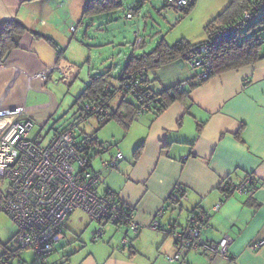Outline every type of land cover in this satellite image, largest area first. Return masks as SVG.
I'll return each mask as SVG.
<instances>
[{
    "label": "crops",
    "instance_id": "crops-1",
    "mask_svg": "<svg viewBox=\"0 0 264 264\" xmlns=\"http://www.w3.org/2000/svg\"><path fill=\"white\" fill-rule=\"evenodd\" d=\"M88 1L0 0V36L4 22L18 20L54 42L26 33L20 38L19 47L0 64V111L25 107L34 122L30 137L41 140L44 146L70 128L64 127L45 143L46 130L60 115V100H77L91 78L107 72L109 83L114 84L135 56L124 51L125 61L120 60L123 65L117 71L108 65L113 56L104 65L89 71L82 69L81 73L89 74L88 80H82L78 93L72 97V87L77 81L73 82L72 77H79V72L67 66L66 55L74 47L75 56L70 54V58H77V54L87 56L85 46L74 44L73 39L75 36L91 39L90 25L94 24L93 19L102 16H83ZM143 43L144 40L141 48ZM134 44L135 39L133 49ZM58 52L63 57V73L55 68ZM198 71L187 61L177 60L149 72V87L152 92L161 93L192 81ZM42 72H46L45 78L39 76ZM124 100L131 98L117 93L110 101L113 110L122 111L124 119L128 117L114 119L116 133L111 140L97 138L99 144L109 149L98 146L97 154L89 150L90 169L101 174L96 190L102 191L98 193L111 194L132 208L142 232L134 239L133 249L125 248L116 238L120 229L106 224L108 246H94L76 264H264V246L257 252L248 248L264 240V59L210 78L191 90L188 98L172 103L159 114L145 113L130 120L132 108ZM95 123H98L95 119H89L83 124L89 128ZM4 126L0 115V131ZM117 152L124 156L118 166L102 169L101 162L110 160ZM251 174L256 179L255 187L232 194L218 212H213L212 207L222 198L221 183L229 180L238 184ZM178 186L183 187L185 197L176 205L169 198ZM201 210L211 214V228L203 237L219 242L229 236L232 242L228 254L210 258L199 252H184L180 262H169L167 257L180 250L169 231L185 228L190 214ZM154 221L159 222V230L151 228ZM0 244L6 247L0 251L1 257L11 250L9 243Z\"/></svg>",
    "mask_w": 264,
    "mask_h": 264
},
{
    "label": "built area",
    "instance_id": "built-area-1",
    "mask_svg": "<svg viewBox=\"0 0 264 264\" xmlns=\"http://www.w3.org/2000/svg\"><path fill=\"white\" fill-rule=\"evenodd\" d=\"M195 0H167V4L179 12L187 9ZM264 14V0H255L250 10L240 18V22L211 32L208 38L222 39L231 32L243 30L253 24ZM128 20L134 15L129 12ZM143 37L135 33L134 48L139 50ZM209 49L207 45L196 47L188 64L193 70H200L198 78L206 79L210 74ZM58 65L55 67L63 73V57L57 54ZM2 65H0V70ZM45 78L46 72L39 74ZM146 76L136 72L123 76L114 84L105 88L109 94L111 88L118 90L128 89L135 94L142 103V111L152 106L154 97L145 88ZM186 83H181L177 90L181 91ZM108 92V93H107ZM157 101L155 102V104ZM80 122H87L86 115L92 114L94 119H104L108 115L103 102L79 106ZM5 126L0 131V211L5 213L17 227L14 242L19 249L34 251L33 264H70L68 260L51 261L57 246L65 238V223L76 211L84 212L98 229L93 233V241H102L106 235L105 225L112 224L118 229L125 228L121 238V245L125 248H134V239L138 238L142 229L135 220L132 208L125 204L100 195L96 188L102 178L99 172L90 169L91 157L79 145L74 127L57 134L46 146L41 140L30 137L34 122L28 117L25 107L11 108L0 111ZM103 150L109 146H103ZM123 153L117 152L110 160L102 161V169H115L123 159ZM254 176H247L241 183L229 185L223 181L220 185L222 198L212 207L218 212L232 194L247 192ZM3 181H6L7 190H2ZM183 189L178 186L176 190ZM211 214L205 211H194L190 214L188 225L179 231H169L173 235L180 250L174 256H168L171 263L180 262L182 253L199 252L210 258L226 256L232 239L225 236L219 242L209 241L203 233L211 228ZM153 230H159L160 224L154 221ZM110 244V243H109ZM264 246V240L251 246L249 250L257 252ZM19 257L18 251H10L4 256L9 262ZM20 264H29L21 260Z\"/></svg>",
    "mask_w": 264,
    "mask_h": 264
},
{
    "label": "rangeland",
    "instance_id": "rangeland-1",
    "mask_svg": "<svg viewBox=\"0 0 264 264\" xmlns=\"http://www.w3.org/2000/svg\"><path fill=\"white\" fill-rule=\"evenodd\" d=\"M231 1L196 0L197 3L189 12L182 13L170 5L168 6L167 0H123V8L118 12L103 14L93 19L94 24L92 23L90 25L92 27L89 29L91 39L87 40V38L81 36H75L76 39H73L74 44L82 43L88 54L85 57L77 54V58H70V54L75 56L74 47H72V51L70 50L68 55H66L67 63L69 64L67 66L74 67V72H79V77L77 75L72 77L73 82L77 79L72 87V97L78 93L82 80H85V82L88 80L86 76L89 74L86 71L81 73L82 69L86 68L89 71L97 65H104L109 62L111 56L114 57V60L109 62L108 65L111 69L117 71L123 65L120 60L125 61L124 51L130 52L131 55L152 51L162 38L171 45L183 38L189 40L192 44L205 42L208 38L207 26L230 5ZM138 2H142V6L139 7L138 11L133 12V8L140 4ZM129 12L134 15L133 19L128 20L126 18ZM262 30H264V22H254L252 26L244 28L242 33L252 36ZM135 33H139L144 40L143 47L139 50L133 49ZM262 52L264 53V43ZM95 56L96 58L92 59ZM132 98L131 100H133ZM76 102L77 100L73 99L60 100V115L52 121L46 130L47 132L45 131V143L49 142L54 134L66 127L75 128L76 140L80 144L83 143L85 135L91 138L97 137L100 140L105 138L111 140L112 134L116 133V129L113 127L116 121L113 120L102 127L95 123L96 126L88 128L83 124L85 122H79L80 111ZM92 123L94 125V122ZM53 126L54 128H52ZM5 184L6 181H3L1 186L4 191L7 190ZM98 191L101 192L102 188L100 190L98 188ZM98 227V224L91 221L87 215L81 212L74 213L65 223L66 237L57 246L56 253L51 257V261L68 260L70 264L80 263L82 259L92 252L94 246H108V236H105V239L101 241L102 243L93 241V233ZM125 230V228H121L116 235V238L120 239V241ZM16 232V226L5 213L0 211V243H9L8 248L11 251L17 250L20 257L5 264H20L21 260L33 264L35 260L34 251L31 249H19L18 245L13 241ZM10 240L11 242H9ZM113 242V244L116 243L115 240ZM1 245L0 251L5 250L6 247L4 246V248Z\"/></svg>",
    "mask_w": 264,
    "mask_h": 264
},
{
    "label": "trees",
    "instance_id": "trees-1",
    "mask_svg": "<svg viewBox=\"0 0 264 264\" xmlns=\"http://www.w3.org/2000/svg\"><path fill=\"white\" fill-rule=\"evenodd\" d=\"M138 3H140L139 6L134 7L133 12L138 11L140 9L139 7L142 6V2ZM254 3L255 0H232L230 5L207 26V35H209L211 32L223 29L225 27H231L237 22H240V18L242 17V15H244L246 11L250 10ZM195 4L196 0L192 2L187 9L182 11V13L189 12L195 6ZM122 8L123 0H89L84 8L83 16L90 18L96 15L110 14L118 12ZM255 22H264V14ZM250 26H252V24L247 27ZM26 33H32V35L36 39H45L51 44H54L51 38L46 37L36 31L30 30L27 26H25L18 20L6 21L2 26L0 36V64L5 61L6 57L12 50L19 47L20 38ZM263 43L264 30L260 31L258 34L247 36L242 33L241 29L239 31L229 33V35L222 39H215L211 37L207 38L205 42L198 44H192L189 40L183 38L177 41L175 44L171 45L164 38H162L152 51L132 56L125 68V72L121 75V77L117 79L122 80L124 75L131 73H144L147 78L145 81L146 90L149 91L154 97L159 99L154 100L151 108L149 107L148 110L142 111L141 101L138 100L136 95L131 93V91H129L128 89L118 90L115 88H111L108 91L109 94H106V86L108 84H112L108 81L110 77L109 72L91 78L90 83L86 86L83 93L77 98L76 105L80 106L85 104H94L99 101L103 102L106 110L108 111V115L106 118L101 120L95 118V120L101 126L114 119L125 120L128 117L127 115V117L124 119L120 114L122 111L119 112L118 110H113L110 106L111 99L117 93H122L126 96H130L131 98L133 97V100H124L125 103L129 104V106H127L129 108H132V110L130 111V120L137 119L140 115L145 113L159 114L167 109L172 103L176 101H183L188 98L191 90L203 85L210 78L228 71L239 69L244 66L253 65L263 60ZM200 45H207L209 49L208 59L210 61L209 64L211 74L206 79L201 80L198 78V75L200 73L199 70L192 81L186 82V86L181 91L177 90V87L181 83L172 88L163 90L161 93H154L151 91L148 79L149 72H153L177 60H185L188 62L193 50ZM156 101L157 103L155 104ZM81 116L82 115L79 112V122ZM85 118L88 120L94 119L92 114L86 115ZM83 142L86 143V146H83V151L88 155V152L90 151L97 154L96 151L98 149V146L100 148L103 147L102 144L98 143L97 137L84 138ZM78 144L80 145V143ZM140 148L137 150V153L139 152ZM224 181L229 182V185L232 184V182H230L229 180ZM255 181L256 179L254 176L250 187H255ZM106 196L113 200H116V198L111 194H107ZM184 197V189H181L176 190V193L170 196L169 199L173 204L179 205ZM5 263L8 262L4 260V255H2L0 257V264Z\"/></svg>",
    "mask_w": 264,
    "mask_h": 264
}]
</instances>
